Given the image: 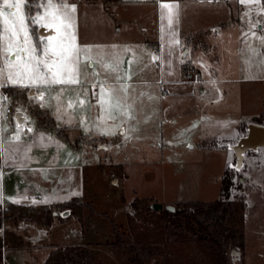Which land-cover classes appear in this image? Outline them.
Here are the masks:
<instances>
[{
    "label": "rangeland",
    "instance_id": "rangeland-1",
    "mask_svg": "<svg viewBox=\"0 0 264 264\" xmlns=\"http://www.w3.org/2000/svg\"><path fill=\"white\" fill-rule=\"evenodd\" d=\"M41 1L43 4L44 0ZM177 1L181 4L182 27L201 28L209 19L228 21L225 25L228 27L221 26L219 33L208 38L206 52L198 59L216 70L219 80L209 83L215 86L214 94L201 78L188 81L180 74L179 81L185 84L158 80L153 47L144 41H154L162 23L154 1L67 0L76 6L78 45L92 49L88 54L92 57L90 61L81 56L80 79L91 78L95 83L88 89H63L62 97L79 110V126L83 130H90L97 137L102 134L107 139L100 146L102 138L95 139L99 142L95 146H82V157L87 165L83 167L80 194L90 210L83 208L81 222L67 210L65 214L60 213L65 216L63 219H56L49 226L42 227L31 221L12 225L11 229L26 238L28 244L20 249L4 247L0 264H42L52 245L78 242L87 243L103 264H132L123 250L110 247L106 242L112 236V222L125 225L129 201L134 196H146L171 205L218 196L220 176L229 163L235 161L227 143L244 132L246 124L245 119H241L238 133L230 135L232 127L228 120L220 122L211 118L218 117L226 105L234 107L236 95L242 90L248 92L246 102L261 109L258 92L264 90V80L255 76L264 77V5L256 0L251 4L237 2L239 8L235 10L230 0ZM42 11L40 7L34 16ZM199 68L202 72L207 66ZM168 69L170 74L174 72L172 64ZM242 76L253 79L243 80ZM107 79L112 81L108 86L102 81ZM0 84L8 82L4 79ZM201 85L206 87L202 93ZM101 86L110 89L123 106L112 110L114 118H109L97 102ZM125 87L127 91L123 90ZM40 88L44 92L43 99L34 100L46 105L54 90ZM172 88L180 91L170 93ZM89 98L93 99L98 114L87 129L83 118ZM81 100L85 101L83 105ZM125 110L127 115L123 114ZM197 118L203 119L201 125L208 134L204 140L206 146L196 142ZM31 120L33 117H28V122ZM0 123L3 136L9 139L7 130L14 124L1 115ZM65 131L70 139L76 136V130ZM242 160L238 169L227 170L233 182L230 199L237 209V225L242 233V243L229 244L227 258L230 264H264V145L246 150ZM240 177L243 178L239 180ZM3 183L6 193L10 182L4 178ZM71 196L42 198L51 202Z\"/></svg>",
    "mask_w": 264,
    "mask_h": 264
},
{
    "label": "trees",
    "instance_id": "trees-1",
    "mask_svg": "<svg viewBox=\"0 0 264 264\" xmlns=\"http://www.w3.org/2000/svg\"><path fill=\"white\" fill-rule=\"evenodd\" d=\"M240 3V0H236ZM264 5V0H259ZM41 0H28L25 14L33 16L40 8ZM242 4V3H241ZM228 24L227 20L219 25ZM29 31L37 43L36 26L30 25ZM204 31L185 34L182 39L187 45L204 48ZM191 64L181 62V71L187 75ZM9 93L11 107L20 103L35 117L38 129L51 128L65 137L64 132L55 128L53 117L45 107L27 99L25 88L5 85ZM264 119V100L262 111L252 118L253 122L262 123ZM76 142V141H75ZM75 142H73L75 144ZM198 144L206 146L202 140ZM251 150V149H249ZM228 171L232 167H227ZM227 170L220 176L218 196L208 200L193 199L172 204L173 209L164 206L152 209V200L146 196H134L129 201L125 225L112 222V236L107 245L123 250L127 261L132 264H230L227 258L229 244H240L241 230L237 225L238 212L230 199L233 182ZM84 207L89 208L81 194L60 202L33 204L7 201L0 204V255L4 247L20 249L27 246L28 240L11 229L19 221H31L36 225L49 226L54 220L65 216L60 214L68 210L81 222ZM90 210V208H89ZM42 264H103L94 256L85 242L54 244L48 250Z\"/></svg>",
    "mask_w": 264,
    "mask_h": 264
},
{
    "label": "crops",
    "instance_id": "crops-1",
    "mask_svg": "<svg viewBox=\"0 0 264 264\" xmlns=\"http://www.w3.org/2000/svg\"><path fill=\"white\" fill-rule=\"evenodd\" d=\"M139 1H154V3H156L157 12L160 16V19L162 15V10L160 8L161 3H176L179 5L178 16L171 27L168 26L166 19L162 20V23L161 25L159 24V28L157 30L158 32L156 34V39L154 41L144 39L147 44H150L151 47H153L151 52L153 58L158 63V80L161 82L173 81L176 83L181 82L182 84H185V81H179V78L180 74H183L181 71V62L186 60L191 64L190 67H192L196 72L198 78H201L203 84L208 87V89H211L213 94L214 92H217L214 89L215 86L212 84L214 86L213 87L209 84L210 82H213L214 79L219 80V78H216L215 76L216 70L214 67L209 66L210 64L207 65L205 62L202 64L203 61H198V59L201 58L200 55H204L206 52L205 49L208 46L207 43H209L208 38L214 35V33L220 32L221 25H219V22L224 20L221 19L218 21L216 19H209L205 21L201 28H194L189 25L182 27L179 14L181 4L177 0ZM200 1L201 0L198 2ZM230 1H233L234 8L237 10V8H239L237 6V1ZM203 4L205 3L203 2ZM236 19L238 20V17H236ZM224 27L228 26L224 25ZM196 31L205 32L203 35V41L205 42L204 48H196L191 45L189 46V44L186 45L183 42L182 37L185 34ZM36 34L37 44H39L40 37L47 36L49 33L43 28L36 27ZM184 49L186 50L184 55H182ZM189 51H191L190 56L187 58ZM213 58L216 60L217 56L214 55ZM171 64L174 66V72L172 74L169 73L168 69ZM200 65H206L207 68L201 72L199 68ZM183 76L188 79V81L189 79H193L192 73L190 71L187 75L183 74ZM255 77L259 78L260 80H264V77ZM247 78L248 77L246 76H242L243 80H246ZM248 79L253 78L249 77ZM102 81L104 85L107 86L110 85V82H112L111 79ZM94 83L95 82H93V80L90 78L86 80L80 79L79 84H50L38 85L35 87H21L16 85L22 89L25 88L28 100L39 105L40 107L42 106L47 109L50 116L53 117L55 128H59L62 132H64L65 137L58 135L54 129L51 128L38 129L35 125V117L28 112L26 106L20 103L13 106V110L8 119V121L14 124L13 127L11 126L9 130H7L9 139H5L3 136V126H1L0 123V202L16 201L43 204L45 201H50L46 198H42L45 196H47L48 199H60L64 198L63 196H68V194L73 196L80 194L83 187V167L87 165L85 164L86 162L82 157V146L84 144L85 146H95L97 143H99L98 141L96 142L95 139L102 138L103 141L99 143L100 146L102 143L107 142V139L102 134H99L97 137V135L93 132H90V130H88L89 132L87 130H83L84 128L79 126V122L81 121L79 110L76 108L67 107V104L69 105L71 101H68V99L63 98L62 96L64 93L63 89H74L80 87H85L88 89L89 87H92ZM41 86L49 87L50 91L54 90V94L52 91L50 92V101L49 103L47 101L46 105H40L36 100H34L35 98L39 100L41 94L44 95L43 89L40 88ZM205 86L201 85L199 88L200 93L205 91ZM222 90L223 89H221V92H223ZM57 91H60V93H56ZM165 91L168 92V90ZM169 91L172 93L175 91L179 92L180 90L179 88H172V90ZM188 93L190 92L188 91ZM258 93L260 94L258 96L261 105L260 110L255 109L246 102V99H248V92L242 90L238 92V94L236 92L237 95L234 102L235 105L233 104L234 107H228V105H226V107H223V109L220 110L221 114L218 117L216 116V118L214 117L211 119L220 122L228 120V123H230L232 127V129L229 131V134L234 135L238 133L237 131L240 127L237 126H239L241 119H245L244 123L246 124L247 122L252 121V117L255 116L257 112L262 111L264 90L261 92L259 91ZM88 97L89 96H87V98ZM87 103V112L84 114L83 118V120L86 121H82L86 122L87 129H90L91 122L95 119V116L98 114V112L95 111V105L92 98H89ZM30 116L33 117V120L28 122V117ZM202 121V118H197L195 120V125H198L196 133L197 144L200 141L205 140L208 135L205 133L204 128L201 125ZM18 124H21L23 131H21L20 139L14 140L13 136L17 132ZM28 128H31L32 131L29 132ZM70 129H73L74 131L76 130V136L74 135V139H70L68 132L65 131ZM238 136L239 135H237L236 138ZM73 142H75V144ZM4 178H7L8 182H10L8 192L6 191V193L5 190L3 191ZM60 201L53 200L51 202Z\"/></svg>",
    "mask_w": 264,
    "mask_h": 264
},
{
    "label": "snow or ice",
    "instance_id": "snow-or-ice-1",
    "mask_svg": "<svg viewBox=\"0 0 264 264\" xmlns=\"http://www.w3.org/2000/svg\"><path fill=\"white\" fill-rule=\"evenodd\" d=\"M252 2L253 0H240L242 4ZM27 3L28 0H0V80L6 79L9 84L21 87L79 84L81 56L83 55L85 61H90L92 57L88 54L92 49L81 47L77 43L76 6L67 3V0H44L40 5L43 11L33 17L24 12ZM160 8L161 19H166L168 26L171 27L178 16L179 5L161 3ZM30 25L43 28L49 34L40 37L37 44L29 31ZM130 78L128 76V79ZM123 90L127 91V88ZM39 98L43 99V94ZM97 102L102 111L108 113L109 118H114L113 109L123 107L120 101L112 96L111 90L103 86L100 87ZM84 103L85 101H80L81 105ZM68 107H73L72 103H69ZM123 114L128 113L125 110ZM21 131L23 128L18 124L14 140L20 139ZM28 131L31 132L32 129L28 128Z\"/></svg>",
    "mask_w": 264,
    "mask_h": 264
},
{
    "label": "water",
    "instance_id": "water-1",
    "mask_svg": "<svg viewBox=\"0 0 264 264\" xmlns=\"http://www.w3.org/2000/svg\"><path fill=\"white\" fill-rule=\"evenodd\" d=\"M185 50H183L182 55H184ZM246 129L243 133L230 143H227V146L232 150L234 162L229 163V166L233 169H238L242 164L243 155L246 150H256L258 146L264 145V124L259 122L249 121L245 125ZM243 177H240L241 180ZM149 206L152 209H159L165 207L167 209H173L171 204H162L160 201H152ZM67 210L62 211V214H65Z\"/></svg>",
    "mask_w": 264,
    "mask_h": 264
},
{
    "label": "built area",
    "instance_id": "built-area-1",
    "mask_svg": "<svg viewBox=\"0 0 264 264\" xmlns=\"http://www.w3.org/2000/svg\"><path fill=\"white\" fill-rule=\"evenodd\" d=\"M189 70L192 73V77L194 79H197L198 76L196 72L193 70V68L190 67ZM0 107H1V116L5 119H9V116L13 109L11 107V100L9 98V93L3 87H0Z\"/></svg>",
    "mask_w": 264,
    "mask_h": 264
}]
</instances>
